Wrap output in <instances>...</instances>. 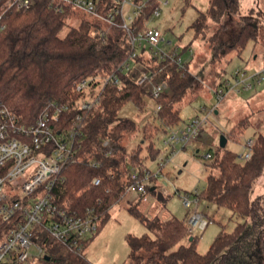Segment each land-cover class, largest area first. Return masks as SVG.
<instances>
[{"label": "trees", "instance_id": "16d2710c", "mask_svg": "<svg viewBox=\"0 0 264 264\" xmlns=\"http://www.w3.org/2000/svg\"><path fill=\"white\" fill-rule=\"evenodd\" d=\"M110 6V0H101ZM152 0L151 6H157ZM239 16L241 28L231 43L221 44L222 33L227 26L222 23L225 14ZM74 11L55 13L47 0H37L26 12H14L6 20V28L0 30V108L5 107L26 124H34L41 113L51 105L69 106L62 115L60 127H68L78 111L74 107L80 99L77 85L85 78L100 73L114 72L132 54L126 33L119 29L107 31L92 19L83 20L78 27L67 28V20ZM261 12L250 10L241 16L240 0H209L206 11L201 12L191 26L195 40L205 37L208 21L219 25L211 38L214 58L229 55L234 50H243L251 40H257ZM259 16V17H258ZM105 32L92 35V30ZM189 46L181 50L186 53ZM137 61L147 66L154 74L164 69L169 74L170 92L156 100L161 109L156 112L160 125L145 126L144 141H149L148 151L152 158L159 155L152 138L159 131L166 132L181 121L177 107L194 87L195 78L190 74V62L185 69L171 61H156L147 55ZM124 89L108 87L102 96L101 105L95 108L84 121L85 137L74 162L68 163L63 174L67 181L55 188L56 202L61 207L83 215L87 208H95L99 216L97 234L87 240L81 252H73L50 237L40 228L35 229V239L45 256L38 264H92L85 251L102 231L110 218V211L126 195L132 184L131 171L146 165L139 144L129 150L124 143L126 134L135 133L137 124L128 118H120V111L128 103L139 110L147 107V90L136 84L134 75L122 76ZM58 124V125H59ZM250 125L249 118L237 123L226 135L227 139L243 134ZM152 130V132H151ZM110 139L114 151L105 157L100 142ZM97 162V167L93 166ZM206 186L200 192V204L206 202L217 207L228 208L244 221L233 231L221 230L210 249L201 254L197 250L198 237L192 236L185 220L176 217L168 221L149 218L135 205L130 212L148 229L150 234L135 236L128 234L131 264H262L264 261V195L251 198L253 189L264 177V135L254 139L250 160H238V154L221 148L211 165ZM213 170H218L215 174ZM99 178L101 184L93 186L92 180ZM150 193V188L147 190ZM140 195V203L149 193ZM154 193L162 202V196ZM137 203V204H138ZM190 238H193L190 241Z\"/></svg>", "mask_w": 264, "mask_h": 264}, {"label": "built area", "instance_id": "2783aa9c", "mask_svg": "<svg viewBox=\"0 0 264 264\" xmlns=\"http://www.w3.org/2000/svg\"><path fill=\"white\" fill-rule=\"evenodd\" d=\"M37 0H0V30L6 28L8 16L14 12H26L32 9ZM55 13L68 10L100 23L111 31L119 29L126 33L133 50L129 58L114 72L85 78L76 87L80 99L74 110L78 111L68 127H60L62 115L69 106L51 105L44 110L36 123L26 124L7 108H0V264H38L45 256L43 247L36 242L35 229L40 228L50 237L73 252H81L84 243L94 237L99 228V216L95 208H87L83 215L61 207L56 202L55 188L65 184L63 174L66 166L74 162L81 142L85 137L84 121L95 108L101 105L102 96L108 87L119 91L124 89L122 76L134 75L136 84L144 87L154 101L170 92L169 74L164 69L152 73L150 69L137 61L147 55L156 61H171L180 69H185L181 49L167 39L158 27L151 25V18L161 16L162 8L169 0H158L152 7V0H110V6L101 0H47ZM96 27L92 35L100 33ZM102 34L103 30L101 31ZM189 53L193 51L188 49ZM237 70L233 82L224 81L215 90L219 101L231 91L241 86L243 91H251L255 83L264 81V68L253 75ZM161 106H156V112ZM209 115L197 117L179 130L168 128L163 144L176 152L177 145L186 146L202 134ZM59 124V125H58ZM254 140L246 142V150L240 156L250 160ZM100 150L105 157L114 151L113 142L103 139ZM207 158L211 157L207 154ZM158 158V171L148 167L131 171L132 184L127 193L143 194L153 189V180L162 173L168 161ZM99 164L93 162V166ZM99 178L92 180L93 186H99ZM149 193V192H148ZM200 192L183 195V206L187 211L186 226L190 234L204 231L210 220L200 209Z\"/></svg>", "mask_w": 264, "mask_h": 264}, {"label": "rangeland", "instance_id": "374dc122", "mask_svg": "<svg viewBox=\"0 0 264 264\" xmlns=\"http://www.w3.org/2000/svg\"><path fill=\"white\" fill-rule=\"evenodd\" d=\"M169 3L162 8L160 17L151 18V25L161 29L165 37L173 41L174 45L180 48L189 46L193 52L187 51L182 57L184 61L190 62V74L195 78L194 87L177 106L181 111V121L172 129H182L193 119L209 115L207 124L204 125L198 139L186 146L177 145L173 155L172 149L163 144L166 132L155 133L152 142L160 153L154 159L148 151L150 142L144 141L143 138L146 135L145 126L148 123L160 125L155 118L156 102L150 96L147 97V107L143 111L133 103H128L120 111L119 117L131 119L137 124V132L126 134L124 143L129 150L139 144L142 146V158L146 160L144 167L157 172L159 169L157 159L161 157L166 159L168 156L169 159L162 173L157 177L160 188L163 186L168 196L161 193H158V196H162L165 201L168 200L165 210L176 218L185 220L187 216L182 197L196 190L199 192L204 190L207 177L212 171L211 165L217 157L221 137L228 135L237 123L249 118L250 125L245 132L238 137L229 138L226 147L227 150L237 153L238 160L242 161L240 156L246 150V142L250 139L254 140L260 134L264 135V82L250 92L244 91L237 94V91H231L221 101L215 95V90L224 81L233 82L237 70L253 73L264 66V0H240L241 16L248 15L252 9L256 13H263L261 17L258 16L262 26L258 39L249 41L241 51L234 50L227 56L217 58H214V45L211 38L219 25L208 21L205 37L197 40H195V31L191 29L199 14L206 11L209 0H169ZM86 19L90 18L83 14L72 15L67 20L68 26L64 29L62 36L66 35L71 27H78ZM222 23L227 28L222 33L220 42L221 44L231 43L241 28L239 16L227 13ZM167 131L170 132V130ZM207 154L211 157L207 158ZM213 172L218 174V170ZM258 195H264V177L253 189L251 198L254 199ZM134 197V193H129L128 197H124L111 209L109 220L85 251V257L92 264H131L128 258L130 249L125 235L150 234L148 229L130 212V208L134 206L130 204ZM141 202L135 205L137 209ZM199 209L210 219L206 230L192 234L198 237L197 250L201 254H205L210 249L221 230L231 232L237 224L244 221L225 207L202 202ZM153 218L162 221L159 217H151Z\"/></svg>", "mask_w": 264, "mask_h": 264}, {"label": "crops", "instance_id": "0c3cea01", "mask_svg": "<svg viewBox=\"0 0 264 264\" xmlns=\"http://www.w3.org/2000/svg\"><path fill=\"white\" fill-rule=\"evenodd\" d=\"M263 68H264V66L259 68V69H257L253 73H247V74L248 75H253L256 72L262 70ZM263 82L264 81H262L261 83H258V84L254 82V87H253V89L251 91H253L254 88H256L258 85L262 84ZM241 92H244L242 90V87L241 86L237 87V94H240ZM245 92H250V91H245ZM158 182H159L158 179L153 182V184H154L153 185V189H151L150 193L142 200L141 204L138 206V210L141 213L145 214L147 217L151 218V217L156 216V217H159L160 219H162V221H168V220L172 219L173 217H175L172 213H170L169 211L165 210L166 202L168 200L164 201V203H162L159 200V198L157 196H155L154 193H152V192H155L156 194L161 193V194H164V195L168 196L166 191H165V189H164V187L161 186L162 188H160V185H159ZM128 194L129 193H127L125 195V198L128 197ZM134 195H135V197H134L133 201H131L130 204L138 205L139 204L138 202L140 200V195L136 194V193H134ZM128 202H130V200ZM205 215H207V214H205ZM186 216H187V211H186ZM207 218H208V216H207ZM127 235L128 234L125 235V240H126V236ZM92 242H91V244H92Z\"/></svg>", "mask_w": 264, "mask_h": 264}, {"label": "water", "instance_id": "95a60500", "mask_svg": "<svg viewBox=\"0 0 264 264\" xmlns=\"http://www.w3.org/2000/svg\"><path fill=\"white\" fill-rule=\"evenodd\" d=\"M227 143H228V139H227V137L226 136H222L221 137V140H220V147L221 148H226L227 147ZM193 240V238H190V241H192Z\"/></svg>", "mask_w": 264, "mask_h": 264}]
</instances>
